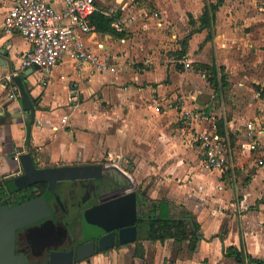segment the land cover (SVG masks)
<instances>
[{"label": "crops", "instance_id": "0c3cea01", "mask_svg": "<svg viewBox=\"0 0 264 264\" xmlns=\"http://www.w3.org/2000/svg\"><path fill=\"white\" fill-rule=\"evenodd\" d=\"M15 1L0 0V74L20 77L27 100L10 99L0 86V186L22 174L21 154L38 168L99 164L112 178L128 170L124 184L137 194L138 218L184 220L198 236L194 245L190 237L152 241L139 221V254L135 242L76 264L264 262V82L254 83L256 100L236 97L231 118L216 117L217 93L201 69L223 68L233 42L264 45V18L254 13L264 14V0H96L94 14L113 18L111 28L123 36L94 29L76 40L108 56L114 72L75 66L66 55L43 76L20 69L28 41L1 31ZM46 1L63 7L62 0ZM211 6V24L202 28L203 10ZM200 47L213 49L221 62L197 64L201 73H194L188 60ZM216 120L224 121L223 140L231 146L223 173L205 165L196 142L199 132L216 133ZM248 123L254 151L243 139ZM230 249L242 254L241 263L227 256Z\"/></svg>", "mask_w": 264, "mask_h": 264}, {"label": "water", "instance_id": "95a60500", "mask_svg": "<svg viewBox=\"0 0 264 264\" xmlns=\"http://www.w3.org/2000/svg\"><path fill=\"white\" fill-rule=\"evenodd\" d=\"M32 72L33 69H29V74ZM9 74H12V71H9ZM12 80L17 85L22 99L26 101L27 94L22 79L12 76ZM26 107L30 110L31 123H33L34 110L28 103ZM18 161L22 174L10 180L9 188L20 191L31 186L46 184V189L43 194L14 206L3 205L0 202V264H31L23 253L16 250V240L20 231L27 238L30 227L44 221L36 230L46 233L44 228L50 224L51 234L56 232L57 217L51 203L59 183L101 181L104 178L103 167L99 164L38 168L29 154L19 155ZM137 207V194L125 189L118 194L114 193L110 199L97 203L82 214L84 230H87L82 232V237L88 236L92 239L80 244L75 252L53 248L48 252L46 262L42 264H76L96 253L106 254L117 245L135 243L140 221Z\"/></svg>", "mask_w": 264, "mask_h": 264}, {"label": "built area", "instance_id": "2783aa9c", "mask_svg": "<svg viewBox=\"0 0 264 264\" xmlns=\"http://www.w3.org/2000/svg\"><path fill=\"white\" fill-rule=\"evenodd\" d=\"M95 1L62 0L63 7L57 11L46 0H16L3 21L1 31L7 35L18 34L31 45V50L20 59V69H33L42 76L47 75L68 55L75 66L88 64L99 72H114L108 56L90 53L76 40L77 33L88 34L94 30L91 17L96 10ZM12 76L0 74V86L8 89L10 99L16 100L20 93ZM245 128L251 141L250 149L254 151V127L248 123ZM196 142L202 148L205 165L223 173L226 170L225 140L215 132L203 131L197 133ZM258 164L262 165V162Z\"/></svg>", "mask_w": 264, "mask_h": 264}, {"label": "rangeland", "instance_id": "374dc122", "mask_svg": "<svg viewBox=\"0 0 264 264\" xmlns=\"http://www.w3.org/2000/svg\"><path fill=\"white\" fill-rule=\"evenodd\" d=\"M217 1L218 0H213L214 3ZM254 13L255 15H259L264 18V14L261 13L260 11L254 10ZM236 16L237 15H232V17H236ZM252 28H249L247 30H250ZM249 45L250 44H244L242 42L240 44V47H238L239 46L238 42L237 43L233 42L227 48L229 50L228 54L230 57L229 59L222 60L225 62L222 72L226 78L225 83L227 85L225 88H221V90L216 92L217 93L216 101L218 106L217 113L215 115L216 117H222L226 119L231 118L232 116L231 106L237 102V100L235 99L236 97L243 98L246 100H252V99L256 100L255 92L257 90L254 87L255 86L254 83L261 84L264 82V45L263 46L260 45L257 48L254 47L253 45L252 47H250ZM215 62H221V59L216 58L213 49L207 51V50H202V48L200 47L199 50L196 51L192 57H190V60H188L190 66L188 69L194 73H198V72L201 73V71L197 70V64H203V63L211 64ZM231 70L233 71V73ZM241 82H245L244 86L240 85ZM243 139L245 141L247 140L250 141L248 137H246V139L243 137ZM230 147L231 146L229 140V143L226 142V147L223 148L226 155L230 154V150H231ZM228 159L229 156L228 157L225 156L226 168H228L230 165V161H228ZM105 172L107 173V171ZM118 174L120 175V177L112 178L107 176L111 180L110 181L108 180L107 182L100 185L99 196H98L99 201L106 200L112 197L114 193L118 194L121 190L125 189L126 191L127 189H129L124 184L126 183L125 179L128 181L129 178L128 170H119ZM3 192L4 190L1 191V193ZM29 194L32 193H30V191H24V192L21 191L15 197H11L5 194L3 195L5 196L6 199H9L8 203L12 204L17 199L23 198ZM44 229L47 232H51L50 230L52 228L49 224L46 225ZM30 238L34 246H36L40 240H43L44 236H42V234L40 235L36 234Z\"/></svg>", "mask_w": 264, "mask_h": 264}, {"label": "flooded vegetation", "instance_id": "af4514ba", "mask_svg": "<svg viewBox=\"0 0 264 264\" xmlns=\"http://www.w3.org/2000/svg\"><path fill=\"white\" fill-rule=\"evenodd\" d=\"M107 181L108 178L104 175L101 181L87 180L59 183L51 203L57 217L56 232L51 234V232L46 231L45 233V231L36 230L44 222L41 221L30 227L27 232V238L22 231L18 233L16 250L23 253L31 264H42L46 262V256L53 248L64 251L73 250L75 252L80 244L90 241L91 237H82V232L87 231L84 230L82 214L99 203V187ZM45 189L46 184H39L24 188L20 192L30 191L32 195L38 196L43 194ZM39 232L44 238L34 246L30 237L36 234L40 235Z\"/></svg>", "mask_w": 264, "mask_h": 264}, {"label": "trees", "instance_id": "16d2710c", "mask_svg": "<svg viewBox=\"0 0 264 264\" xmlns=\"http://www.w3.org/2000/svg\"><path fill=\"white\" fill-rule=\"evenodd\" d=\"M215 6H211L210 8H204L202 17L200 18V24L202 28L209 27L211 24L212 16L211 13L215 11ZM113 18H110L108 16H104L102 14H94L91 18V24L94 26V29L101 33H114L117 36H123L122 34H116L113 29L111 28L110 24L112 23ZM180 56H182V53H179ZM202 71L205 73L207 80L210 84V86L213 88L215 92H218L221 90V88L225 87L226 78L224 74L222 73L223 68H217L216 65H204L202 68ZM257 91L260 90L259 87H256ZM260 97L264 99V87L260 91ZM215 128L216 133L221 139H226V133L224 128V121L223 120H216L215 122ZM230 138V136H228ZM9 182H5L3 185L0 186V202L3 205L7 206H14L16 204H19L21 202H24L26 200L31 199L34 197V195L29 194L23 198L17 199L14 203L9 204L8 200L6 199L5 195H9L11 197H15L20 193V191H14L11 190L8 186ZM4 190L3 193L1 191ZM42 192V190H41ZM138 211V210H137ZM139 212L137 213V215ZM140 214V226H145V228L148 231V237L152 241H159L162 243L166 239H174L175 241H183L190 237L189 241L192 242V245L196 243L195 241L198 240V236L196 235V231L194 229L188 227L187 222L184 220H153L152 218L143 217V215ZM195 226V225H194ZM140 240L136 241V251L139 254L140 252ZM228 250V255L232 257L235 261L241 263V257L242 254L237 252L234 249ZM248 261L254 262L256 264H264L262 261L254 260L250 257H247Z\"/></svg>", "mask_w": 264, "mask_h": 264}]
</instances>
